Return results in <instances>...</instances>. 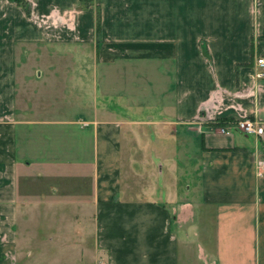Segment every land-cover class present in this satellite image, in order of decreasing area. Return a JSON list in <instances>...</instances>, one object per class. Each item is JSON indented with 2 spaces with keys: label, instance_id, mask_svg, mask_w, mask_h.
<instances>
[{
  "label": "crops",
  "instance_id": "0c3cea01",
  "mask_svg": "<svg viewBox=\"0 0 264 264\" xmlns=\"http://www.w3.org/2000/svg\"><path fill=\"white\" fill-rule=\"evenodd\" d=\"M21 2L0 0V264H264V0Z\"/></svg>",
  "mask_w": 264,
  "mask_h": 264
},
{
  "label": "built area",
  "instance_id": "2783aa9c",
  "mask_svg": "<svg viewBox=\"0 0 264 264\" xmlns=\"http://www.w3.org/2000/svg\"><path fill=\"white\" fill-rule=\"evenodd\" d=\"M254 65L258 68L256 71V77H264V55H260L255 59ZM230 127L236 131L244 133L246 135H261L263 127H261L254 119L244 118L231 122ZM231 130V129H230ZM221 131L229 132L224 128Z\"/></svg>",
  "mask_w": 264,
  "mask_h": 264
},
{
  "label": "trees",
  "instance_id": "16d2710c",
  "mask_svg": "<svg viewBox=\"0 0 264 264\" xmlns=\"http://www.w3.org/2000/svg\"><path fill=\"white\" fill-rule=\"evenodd\" d=\"M17 1L21 2V0H17ZM81 4L82 5H86L87 4V0H81ZM23 6H24L26 12L28 13L29 9H28L27 4H25L23 2ZM99 22H100V15H99V11H97V14H96V29L97 30H99V26H100ZM226 123H228V121L227 120H223V119L222 120H217V122H216L217 125H225Z\"/></svg>",
  "mask_w": 264,
  "mask_h": 264
}]
</instances>
